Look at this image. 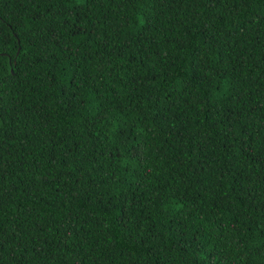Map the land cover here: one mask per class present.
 Returning a JSON list of instances; mask_svg holds the SVG:
<instances>
[{"label":"trees","instance_id":"1","mask_svg":"<svg viewBox=\"0 0 264 264\" xmlns=\"http://www.w3.org/2000/svg\"><path fill=\"white\" fill-rule=\"evenodd\" d=\"M0 264H264V0H0Z\"/></svg>","mask_w":264,"mask_h":264}]
</instances>
